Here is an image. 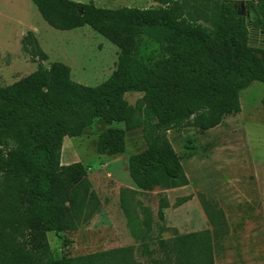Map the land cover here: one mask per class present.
<instances>
[{
    "label": "trees",
    "instance_id": "1",
    "mask_svg": "<svg viewBox=\"0 0 264 264\" xmlns=\"http://www.w3.org/2000/svg\"><path fill=\"white\" fill-rule=\"evenodd\" d=\"M32 1L51 27L89 26L117 46L119 55L106 81L86 86L72 79L67 64H44L48 55L33 32L23 37L37 69L0 86V264H104L114 252L52 256L48 234L76 230L100 206L88 167L62 164L64 139L80 137L103 119L108 128L98 137L97 153L117 156L126 153L128 134L140 129L147 147L129 158L136 187L149 192L186 186L182 159L167 133L206 132L241 113V92L264 83V47L250 45L246 18L233 0H155L159 6L150 9ZM210 3L211 13L205 14ZM247 7L253 29L264 31V0H250ZM142 36L165 46L167 55L152 65L139 59ZM129 92L143 96L132 105ZM158 229L151 243L150 227L141 245L150 264H215L210 230L166 241Z\"/></svg>",
    "mask_w": 264,
    "mask_h": 264
},
{
    "label": "rangeland",
    "instance_id": "2",
    "mask_svg": "<svg viewBox=\"0 0 264 264\" xmlns=\"http://www.w3.org/2000/svg\"><path fill=\"white\" fill-rule=\"evenodd\" d=\"M74 1L94 2L98 7L110 9L159 6L155 0ZM212 8L213 3H210L203 11L210 14ZM201 22L206 23L204 18ZM28 32L34 33L48 55L44 64L47 67L53 62L67 64L72 70V79L80 84L100 85L116 69L118 47L89 26L60 31L43 19L32 0H0V86L11 85L37 69V62L31 59L22 45V39ZM250 45L264 47V34L250 30ZM167 53L165 46L142 36L137 53L139 59L152 65ZM142 96L129 92L126 99L134 105ZM263 98L264 83L254 82L240 94V115L229 116L222 125L206 132L197 128H178L167 133L189 173V182L183 187H156L149 192L136 187L129 174V158L147 147L140 129L128 134L127 151L117 156L97 153L98 137L108 128L103 119H97L80 137H66L62 164L82 162L88 167V178L100 206L91 219L76 230L60 235L48 234L52 256L78 258L103 252H111L112 255L114 252L104 264H150L142 255L141 245L150 227L151 243L158 236V228L162 227V237L166 241H173L179 235L210 230L215 264H264V217L260 211L256 208L250 211L241 226L235 227L231 217L227 222L225 216H220L212 228L205 229L210 226L211 216L205 213L206 210H201V201L196 196V184L201 174L208 178L212 174L215 178H227L243 173L231 165L237 160L259 159L264 162ZM113 127L123 125L115 124ZM253 172L245 173L246 179ZM207 192L204 190L202 194ZM164 204L167 207L164 208ZM122 249H130L125 253L126 257L124 253L117 252Z\"/></svg>",
    "mask_w": 264,
    "mask_h": 264
},
{
    "label": "crops",
    "instance_id": "3",
    "mask_svg": "<svg viewBox=\"0 0 264 264\" xmlns=\"http://www.w3.org/2000/svg\"><path fill=\"white\" fill-rule=\"evenodd\" d=\"M244 124L245 122L243 123L242 121V125ZM245 130L244 127V132ZM248 150L250 152L251 148H248ZM231 165L234 167V170L241 169L243 173L227 178H215L213 174L208 178L203 177L201 174L197 180L196 189L198 190V194L196 196L201 201V210H206L205 213L211 216L210 226L205 229L212 228L220 216H225L227 222L231 217L235 227L241 226L244 222L243 218L247 217L249 212L255 208L264 217V162L259 159L251 161L237 160ZM200 166L204 168L202 165ZM183 167L186 175H189L184 165ZM250 170L254 172L249 179H246L245 173H248ZM206 186H209V188ZM204 190L208 191L206 195L202 194Z\"/></svg>",
    "mask_w": 264,
    "mask_h": 264
},
{
    "label": "water",
    "instance_id": "4",
    "mask_svg": "<svg viewBox=\"0 0 264 264\" xmlns=\"http://www.w3.org/2000/svg\"><path fill=\"white\" fill-rule=\"evenodd\" d=\"M233 1L236 2V7H238L239 16L246 18V23L248 25V28H249V30H252L253 27L251 25L250 12H249L248 7H247V3L250 0H233ZM261 33L264 34V31H262Z\"/></svg>",
    "mask_w": 264,
    "mask_h": 264
}]
</instances>
